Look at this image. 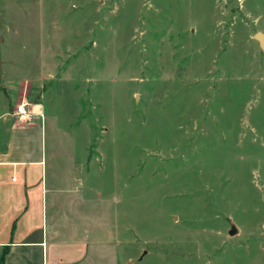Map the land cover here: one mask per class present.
<instances>
[{
    "label": "rangeland",
    "instance_id": "374dc122",
    "mask_svg": "<svg viewBox=\"0 0 264 264\" xmlns=\"http://www.w3.org/2000/svg\"><path fill=\"white\" fill-rule=\"evenodd\" d=\"M257 33L264 0H0V90L101 152L141 263L264 264Z\"/></svg>",
    "mask_w": 264,
    "mask_h": 264
},
{
    "label": "crops",
    "instance_id": "0c3cea01",
    "mask_svg": "<svg viewBox=\"0 0 264 264\" xmlns=\"http://www.w3.org/2000/svg\"><path fill=\"white\" fill-rule=\"evenodd\" d=\"M42 93L19 102L10 89L0 90V260L4 255V264H143L144 245L138 247L124 224L117 174L106 186L101 152L90 143L64 145ZM21 103L31 113L24 119L17 116ZM93 160L99 163L95 179Z\"/></svg>",
    "mask_w": 264,
    "mask_h": 264
},
{
    "label": "built area",
    "instance_id": "2783aa9c",
    "mask_svg": "<svg viewBox=\"0 0 264 264\" xmlns=\"http://www.w3.org/2000/svg\"><path fill=\"white\" fill-rule=\"evenodd\" d=\"M30 111L28 109V104L27 103H21L19 106H18V109H17V116H19L21 119L23 118H26L30 115Z\"/></svg>",
    "mask_w": 264,
    "mask_h": 264
},
{
    "label": "water",
    "instance_id": "95a60500",
    "mask_svg": "<svg viewBox=\"0 0 264 264\" xmlns=\"http://www.w3.org/2000/svg\"><path fill=\"white\" fill-rule=\"evenodd\" d=\"M256 39L260 42V45L262 48H264V34L263 33H257L256 34ZM238 233V228L236 227V225L233 223L232 224V229L230 231L231 235H235Z\"/></svg>",
    "mask_w": 264,
    "mask_h": 264
},
{
    "label": "trees",
    "instance_id": "16d2710c",
    "mask_svg": "<svg viewBox=\"0 0 264 264\" xmlns=\"http://www.w3.org/2000/svg\"><path fill=\"white\" fill-rule=\"evenodd\" d=\"M4 260H5V257H4V255H3V257H2L1 260H0V264H4Z\"/></svg>",
    "mask_w": 264,
    "mask_h": 264
}]
</instances>
